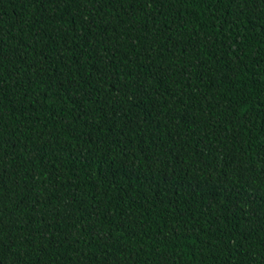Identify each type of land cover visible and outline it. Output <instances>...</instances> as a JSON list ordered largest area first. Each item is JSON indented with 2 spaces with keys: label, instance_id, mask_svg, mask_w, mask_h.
Listing matches in <instances>:
<instances>
[{
  "label": "trees",
  "instance_id": "obj_1",
  "mask_svg": "<svg viewBox=\"0 0 264 264\" xmlns=\"http://www.w3.org/2000/svg\"><path fill=\"white\" fill-rule=\"evenodd\" d=\"M0 264H264V0H0Z\"/></svg>",
  "mask_w": 264,
  "mask_h": 264
}]
</instances>
